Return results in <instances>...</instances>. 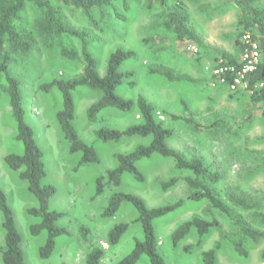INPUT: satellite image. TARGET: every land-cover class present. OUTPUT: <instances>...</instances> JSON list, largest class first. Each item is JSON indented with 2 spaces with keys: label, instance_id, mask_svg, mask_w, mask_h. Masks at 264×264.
<instances>
[{
  "label": "rangeland",
  "instance_id": "1",
  "mask_svg": "<svg viewBox=\"0 0 264 264\" xmlns=\"http://www.w3.org/2000/svg\"><path fill=\"white\" fill-rule=\"evenodd\" d=\"M50 1L65 24L89 33V50L97 61L100 75H104L108 56L115 49L135 53V58L120 68L131 76L124 78L116 93L134 102L139 96L144 97L153 105L156 120L173 132L167 141L169 147L187 159H201L210 171L219 174V182L211 188L227 203L230 216L205 200H187L190 189L185 178L191 174L177 170L171 159L156 154L136 164L143 182L124 173L120 186L106 184L104 192L94 197L96 179L104 177L106 181L107 172L117 165L114 155L130 153L137 145L148 144L150 138H123L117 143L97 141L94 132L101 127L122 131L140 123L137 110L122 113L104 109L97 122L91 124L86 112L101 94L85 87L77 88L73 92V125L79 138L92 145L99 157L98 164L79 166L80 154L69 152L56 121V113L62 107L61 94L56 88L44 90L41 86L54 79L78 76L84 67L81 46L78 40L67 35L47 38L39 34L34 23L41 14L29 3L17 27L31 30L35 44L28 53L12 56L8 70L20 81L25 120L34 129L37 145L44 155L46 176L42 184L53 185L56 190L50 209L65 213L57 225L67 229L69 236L57 238L49 259L39 257L38 250L46 240V233L32 236L29 228L38 219L27 215V210L36 207L37 202L27 184L20 180L19 172L11 171L4 161L9 154H21L22 146L15 139L16 124L8 98L1 93L0 187L12 207L26 264H86V256L94 247L104 252L102 264H116L123 259L132 251L135 239L143 240L144 234L141 225L135 222L136 210L127 202L121 204L113 217L104 216L110 195L117 192L137 195L149 208L184 200L181 208L153 222L157 250L166 264H202L201 253L211 249H216L217 264H264V237L259 242L245 239L241 246L244 254H239L235 243L240 234L234 223L238 219L264 233L261 222L264 216V101L257 102L258 95L249 90L231 92L207 69L220 58L238 61V43L244 33H250L264 45V34L256 26L246 27L254 20L255 10L264 13V0H166L165 6L150 5L148 0H117L110 7L95 9L92 20L80 10L64 6L61 0ZM175 8L187 14V26L199 43L179 41L164 27L167 14ZM188 44L196 45L198 53L188 51ZM62 49L74 50L78 56L67 58ZM172 116L180 119L174 120ZM171 179H176V184L162 189L161 183ZM230 195L245 199L252 208L243 210L232 205L228 201ZM194 218L216 220L219 226L210 229L199 246L198 234L192 228L174 247L173 231ZM118 224H128V229L117 244L110 246L108 233ZM80 227L88 229L87 240L80 236ZM4 235L0 213V247L4 244ZM186 246L191 247L189 252L184 251ZM0 264H3L1 252ZM135 264L150 262L143 255Z\"/></svg>",
  "mask_w": 264,
  "mask_h": 264
},
{
  "label": "trees",
  "instance_id": "2",
  "mask_svg": "<svg viewBox=\"0 0 264 264\" xmlns=\"http://www.w3.org/2000/svg\"><path fill=\"white\" fill-rule=\"evenodd\" d=\"M117 0H61L66 7L80 10L84 15L92 20V13L95 9H104L112 6ZM34 5L41 14V17L34 23L38 33L49 38L52 35H67L79 41L81 46V58L84 62L82 72L72 79H54L49 84L42 85L41 88L48 90L56 88L62 99V107L56 113L57 124L69 145L71 154H80L79 166L98 164L99 157L92 145L81 140L74 128L75 104L73 92L80 87L88 88L101 94L98 101L93 103L86 112L87 120L94 124L97 122L99 114L104 109H115L122 113H130L137 110L140 123L131 125L120 131L101 127L94 132L95 139L102 143L120 142L123 138L140 137L150 138L146 145H137L130 153L115 154L117 162L115 168L109 170L104 177L96 179V188L94 197L100 196L104 192L106 184L120 186L124 173L130 174L137 182H143L144 177L137 168V162L149 159L154 154L162 158L171 159L175 168L180 171L189 172L191 175L185 178V182L190 189L187 200L193 202L207 201L211 207L219 212L230 216V210L227 203L216 196L211 188L212 185L219 182V174L210 171L202 160L197 157L187 159L183 154L169 147L167 141L172 137L173 132L164 127L161 121L155 118V109L153 105L144 97L139 96L134 102L131 99H125L116 93V89L122 85L124 78L130 77L131 73L120 71L121 66L135 58V53L131 50L117 48L108 56L107 66L104 75L98 72V64L89 50L90 39L87 31H78L62 20L59 10L50 0H0V94H5L8 98V105L11 115L16 124L15 139L22 146L21 154H9L5 157V164L14 172H19L20 180L27 184L29 193L37 202L36 207L27 210V215L38 219L37 223L29 228L32 236L36 237L42 232L46 233V240L38 250L41 259H49L56 247V240L61 236H69L67 229L59 227L58 221L65 217V213L50 209V201L55 195L56 190L53 185L42 184L46 176L44 155L38 147L34 129L25 120V111L23 108L22 94L20 90V81L15 79L8 68L12 56L17 54H26L33 48L35 37L29 29H19L17 23L21 20V13L27 4ZM148 3L165 6L166 0H148ZM254 20L247 24L256 26L261 34H264V13L260 10L254 11ZM188 16L179 9L171 10L164 22V27L174 33L179 41H193L199 43L200 40L195 33L187 26ZM239 52L243 50L241 42L238 43ZM260 50H264L263 43L259 44ZM62 54L70 59H75L78 54L74 50L62 49ZM230 63L236 61L227 59ZM164 76L171 77L168 73ZM3 80V83L1 82ZM248 88L254 89L258 83L262 87L254 89L253 94L258 95L257 102L264 101V55L257 69L248 75ZM180 119L179 117H171ZM189 122V120H185ZM176 179L162 182L161 187L164 190L174 186ZM228 201L232 205L243 210H250L252 206L243 198L228 196ZM123 202L129 203L137 212L138 216L135 222L141 225L144 237L143 240L135 239L132 251L116 264H135L141 256H146L150 264H166L162 255L157 250V241L154 232V220L175 212L184 204V200H179L172 205L149 208L144 200L139 196L117 192L110 195L104 216L113 217L119 210ZM0 213L2 216V228L4 230V244L0 247L1 260L3 264H26L25 255L21 247L22 238L17 230L14 213L7 195L0 187ZM264 223V216L261 217ZM239 228L240 239L235 243V249L239 254H244L242 243L245 239L252 242H259L264 233L244 225L240 220H234ZM219 226L216 220L205 221L200 218H194L184 222L177 227L171 234L172 245L176 247L194 228L198 234L197 245L202 242L210 229ZM128 224L115 225L108 233V244H117L123 234L127 231ZM80 236L88 239L89 231L85 227L79 228ZM218 247V246H217ZM189 252L191 247L183 248ZM104 252L100 248H92L86 256V264H102ZM264 257V251H263ZM202 264H217L216 249H211L201 253Z\"/></svg>",
  "mask_w": 264,
  "mask_h": 264
},
{
  "label": "built area",
  "instance_id": "3",
  "mask_svg": "<svg viewBox=\"0 0 264 264\" xmlns=\"http://www.w3.org/2000/svg\"><path fill=\"white\" fill-rule=\"evenodd\" d=\"M241 44L243 50L238 61L230 63L220 58L214 66L207 67V69L218 83L226 85L231 92L249 90L253 93L254 89L263 86L262 83H258L254 89H249L247 83L248 75L253 73L261 63V50L259 43L248 32L242 35ZM187 50L198 53V48L194 44H188Z\"/></svg>",
  "mask_w": 264,
  "mask_h": 264
}]
</instances>
